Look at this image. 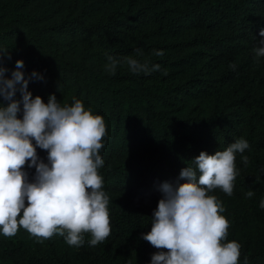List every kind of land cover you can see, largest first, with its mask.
I'll return each instance as SVG.
<instances>
[{
	"label": "trees",
	"instance_id": "trees-1",
	"mask_svg": "<svg viewBox=\"0 0 264 264\" xmlns=\"http://www.w3.org/2000/svg\"><path fill=\"white\" fill-rule=\"evenodd\" d=\"M262 29L264 0H0L5 77L19 70L33 97L47 103L55 95L62 106L75 98L103 117L98 172L111 222L95 247L90 234L79 248L60 236L38 243L23 229L0 235V264H151L157 249L141 237L151 230L160 186L185 183L180 171L201 151L212 155L241 138L248 163L236 155L233 194L210 195L230 223L225 242L241 245L239 264H264V57L253 52ZM109 55L160 68L133 74L118 65L111 75ZM36 151L46 163L47 153ZM24 171L31 180L35 169Z\"/></svg>",
	"mask_w": 264,
	"mask_h": 264
},
{
	"label": "clouds",
	"instance_id": "clouds-1",
	"mask_svg": "<svg viewBox=\"0 0 264 264\" xmlns=\"http://www.w3.org/2000/svg\"><path fill=\"white\" fill-rule=\"evenodd\" d=\"M259 36L264 37V29ZM258 45L253 49L257 59L264 57V39ZM136 54L143 55L139 49ZM106 59L105 70L111 75L118 65H127L133 74L160 68L132 56ZM15 67L22 69L23 62L17 60ZM229 67L235 70L236 65ZM6 72L0 66V99L8 101L6 107L0 105V235L11 238L23 229L38 243L60 236L68 246L79 248L90 234V246L103 243L111 233L109 197L98 172L104 166L99 153L107 135L103 117L85 110L75 98L62 106L50 95L45 103L27 90L28 80L21 71H13L10 79ZM17 91L20 100L14 99ZM37 148L47 153L46 163ZM248 148L241 138L212 155L201 151L192 160L194 166L180 171L179 179L185 183L160 186L151 230L141 237L157 249L151 264H239L241 245L225 242L230 223L221 215L222 202L210 193L219 189L233 194L236 155L241 154L247 165L243 153ZM25 166L35 169L31 180ZM245 195L252 198L255 193L248 190ZM260 207L264 209V199Z\"/></svg>",
	"mask_w": 264,
	"mask_h": 264
}]
</instances>
